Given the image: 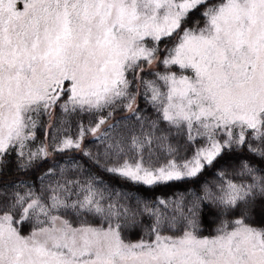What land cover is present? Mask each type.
Here are the masks:
<instances>
[{"label": "snow or ice", "instance_id": "snow-or-ice-1", "mask_svg": "<svg viewBox=\"0 0 264 264\" xmlns=\"http://www.w3.org/2000/svg\"><path fill=\"white\" fill-rule=\"evenodd\" d=\"M153 64L164 71L145 79ZM141 94L155 119L135 106ZM56 108L65 117L112 109L94 126L81 121L75 137L57 129L51 149L82 151L134 185L195 180L244 148L264 161V0H0V165L15 153L25 170L50 155L30 143L39 116L51 126ZM117 108L128 115L109 124ZM88 133L102 152L83 147ZM78 168L50 167L39 189L0 188V264H264V221L254 219L264 167L241 160L202 194L152 201L96 175L66 177ZM205 207L215 215L206 235ZM143 216L144 235L126 240Z\"/></svg>", "mask_w": 264, "mask_h": 264}, {"label": "trees", "instance_id": "trees-1", "mask_svg": "<svg viewBox=\"0 0 264 264\" xmlns=\"http://www.w3.org/2000/svg\"><path fill=\"white\" fill-rule=\"evenodd\" d=\"M192 19H199V12L194 13ZM165 44H169V41L165 40L161 43V48L164 47ZM170 46V44H169ZM163 56V53H161ZM147 67V66H145ZM177 68H173L175 71ZM163 72L164 67L161 64H153L150 69L142 73L141 75L145 79H155L152 75L153 72ZM132 91H136L135 85L133 86ZM141 92L143 89L141 88ZM136 107L142 112L143 115L151 117L152 119L156 118V113L154 109L149 105L144 96L138 95L136 99ZM112 111V109H105L103 112L99 113H74L67 117L63 116L61 110L56 108L54 111V115L51 118V126L49 117L41 114L39 117V124L35 129V141L30 143V147L33 150L40 145L42 142L47 143L49 145L50 155L46 159H38L34 161L31 167L25 170H18L16 167V157L15 153L10 156H6L4 159L7 162L4 165H0L2 171H0V188L4 186H10L13 183H19L20 181H27L30 184L36 186L37 189L40 188V177L50 168L54 166L69 164L71 165L73 162L78 164L80 168L71 169L66 173V177L68 179H84L89 175L99 176L105 184L109 185L113 189H119L124 192L132 193L133 196H140L146 200L152 201L157 197L162 198H170L175 197L180 194L188 195L189 190L195 191L198 194L200 193L201 185L205 181H212L216 179L215 173L217 170L225 168L231 171L235 168L241 160L248 159L250 163L258 166L264 167V161L260 160L258 157H253L246 148L234 150L232 152H226L224 157L219 160V162L215 165V167L207 169L204 171L203 175L199 176L195 180L185 181V182H174L168 184L155 185L152 187L134 185L127 181H124L118 177L112 176L107 172H104L102 168L98 167L92 159L85 156L82 151H65V152H53L51 149L52 137L53 134L56 133V130L59 129V135H71L75 137L79 131L78 125L82 121L85 126L91 124L95 125L97 120L101 116H107L108 112ZM128 115V113L123 108H117L113 111V115L111 119L108 121L109 124H114L116 122H121L124 116ZM62 120H66L67 124H61ZM161 127H166V125H161ZM47 131V137H46ZM100 131H108L107 125H103ZM173 143L181 146V150L186 147L183 140L173 139ZM83 147L89 149L93 154L103 151V144L101 141L95 139V137L88 133L85 136L83 141ZM190 154V151H189ZM101 163H104L103 159ZM57 177H53L55 179ZM189 198H191L189 196ZM134 199L132 203H134ZM71 218V217H69ZM91 220V218H89ZM215 219L214 210L210 207H205L202 215V224L205 229L203 234H208L211 228L214 226L211 222ZM254 219L257 223L264 221V204L258 203L254 210ZM151 223V218L147 216L141 217V223H139L136 227L125 230L124 237L126 240L136 241L139 240L144 235L145 228ZM30 230L29 225L24 226V231L27 233Z\"/></svg>", "mask_w": 264, "mask_h": 264}, {"label": "rangeland", "instance_id": "rangeland-1", "mask_svg": "<svg viewBox=\"0 0 264 264\" xmlns=\"http://www.w3.org/2000/svg\"><path fill=\"white\" fill-rule=\"evenodd\" d=\"M152 66H153V65H152ZM175 71H178V69H175ZM40 116H41V115H40ZM40 116H39V117H40Z\"/></svg>", "mask_w": 264, "mask_h": 264}]
</instances>
